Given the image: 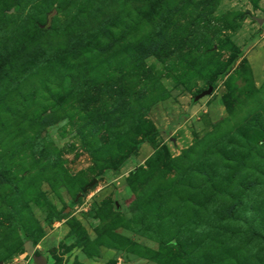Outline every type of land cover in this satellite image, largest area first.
<instances>
[{
    "label": "rangeland",
    "instance_id": "1",
    "mask_svg": "<svg viewBox=\"0 0 264 264\" xmlns=\"http://www.w3.org/2000/svg\"><path fill=\"white\" fill-rule=\"evenodd\" d=\"M34 257L264 264V0H0V264Z\"/></svg>",
    "mask_w": 264,
    "mask_h": 264
},
{
    "label": "water",
    "instance_id": "2",
    "mask_svg": "<svg viewBox=\"0 0 264 264\" xmlns=\"http://www.w3.org/2000/svg\"><path fill=\"white\" fill-rule=\"evenodd\" d=\"M211 91H212V87H210L209 90L205 91L200 96H204V95L210 94ZM26 250L28 251V253L30 255H32L34 253V248H33L31 242L27 243ZM34 261H35V264H48L47 260L42 258V257H34Z\"/></svg>",
    "mask_w": 264,
    "mask_h": 264
}]
</instances>
